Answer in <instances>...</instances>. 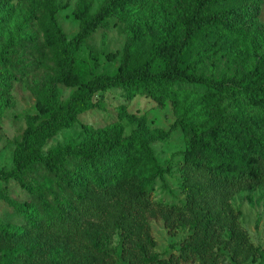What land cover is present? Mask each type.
<instances>
[{"label":"trees","instance_id":"trees-1","mask_svg":"<svg viewBox=\"0 0 264 264\" xmlns=\"http://www.w3.org/2000/svg\"><path fill=\"white\" fill-rule=\"evenodd\" d=\"M0 0V18L8 15L9 3ZM28 0H18L23 5ZM190 6L183 22L160 35H150L147 24L160 18L174 3ZM264 0H106L93 11L95 0H78L73 17L80 34L67 40L57 14L67 8L56 0H33L31 20L43 36L39 61L45 73L60 85L74 89L69 99L58 101L55 87L33 90L36 114L25 117L20 141L14 142L12 166L0 169L2 183L15 182L34 201L23 204L7 201L23 216L30 212L29 227L18 232L0 223V249L8 244L22 247V256L36 259L39 231L48 241L76 239L83 221L104 220L110 207L124 204L137 208L146 194L144 178H163L150 141L139 130L126 138L110 140L99 130L83 126L85 141L72 146L58 145L43 154L46 144L64 130L79 124V117L98 106L92 100L109 89L138 90L158 107L170 106L175 119L171 131L185 137L182 152V188L189 195L187 207L194 216V233L178 255L161 259L140 248L142 264H202L204 245L211 228L224 216L233 194L264 189V65L248 68L237 51L251 57L257 10ZM124 26L125 42L117 71L96 74L99 54L93 50L89 61L79 59L81 46L111 21ZM232 23L227 29L223 22ZM9 47L11 41L8 42ZM13 52L0 47V120L11 105V83L22 70L13 61ZM107 57L115 59L109 54ZM247 68V75L234 73L233 66ZM128 146L118 159L111 182L92 177L91 166L107 149ZM79 166V176L69 160ZM42 167L61 192L69 196L49 202L36 195L25 177L33 167ZM202 198L203 203H197ZM42 248V246H41ZM52 264H73L64 252L52 253ZM84 264H97L89 255Z\"/></svg>","mask_w":264,"mask_h":264},{"label":"rangeland","instance_id":"rangeland-1","mask_svg":"<svg viewBox=\"0 0 264 264\" xmlns=\"http://www.w3.org/2000/svg\"><path fill=\"white\" fill-rule=\"evenodd\" d=\"M18 5L13 0L8 5V15L0 18V47L13 52V61L22 70L11 83L12 101L0 120V169H10L14 142L20 141L25 129V117L36 114L33 90L55 87L58 101L66 102L74 89L57 84L44 72L38 59L44 52L43 36L31 20V2ZM106 0H95L96 11ZM67 4V8L56 16L58 24L67 40L80 34V24L73 17L78 0H56ZM190 6L174 3L163 10L160 18L147 24L150 35H160L174 24L183 22L190 14ZM254 34L250 41L251 57L237 51L236 55L246 60L248 68L264 65V2L257 10ZM223 25L232 29V23L225 20ZM9 40L11 41L9 47ZM125 42L124 26L111 21L109 26L99 29L80 48L77 57L89 61L91 50L99 54L96 74H114L120 63ZM109 54L115 59L107 57ZM247 68L233 66L234 73L247 75ZM97 104L79 117V124L64 130L43 148V154L58 145L72 146L85 141L83 126L99 130L110 140L128 137L132 131L139 130L151 143L163 178L153 176L144 178L141 183L146 194L137 208L124 204L111 206L105 219L83 221L76 239L49 240L41 232L40 248L35 260L22 256V247L11 249L6 244L0 249V264H52V253L64 252L73 264H84L91 255L97 264H142L140 248L148 254H157L161 259L178 255L194 233V216L187 207L189 195L182 188V152L185 148L184 134L171 131L175 121L170 106L158 107L151 99L133 88L109 89L97 94L92 100ZM130 148L104 150L91 166L92 177L101 182H111L118 170V159L128 154ZM69 167L82 176L78 163L71 159ZM29 186L37 188L36 195L53 202L55 198L68 197L69 192H61L53 178L45 170L36 166L25 177ZM0 190L17 204L34 201L29 193L15 182L7 184L0 181ZM197 203H203L200 198ZM20 215L7 201L0 200V223L13 226L18 232L29 227L31 214ZM42 246V248H41ZM206 256L202 264H264V189L259 187L233 194L227 201L224 216L211 228L204 245Z\"/></svg>","mask_w":264,"mask_h":264}]
</instances>
